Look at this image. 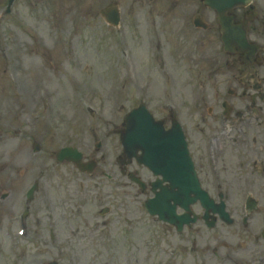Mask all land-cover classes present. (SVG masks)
I'll list each match as a JSON object with an SVG mask.
<instances>
[{"label": "rangeland", "instance_id": "1", "mask_svg": "<svg viewBox=\"0 0 264 264\" xmlns=\"http://www.w3.org/2000/svg\"><path fill=\"white\" fill-rule=\"evenodd\" d=\"M39 79H41V78H37V81L39 80ZM36 81V79H34L32 82H35ZM48 80H46V82H47ZM49 83V82H48ZM53 85H62L63 87L61 88V92H65V98H63L61 95H60V97H59V99H57L56 98V102H58V104H57V106H58V109L59 110H61L62 112H63V114L64 115H66V113H67V109H68V103H70V98H71V96H70V91H69V89H68V87L66 86V84L64 83V82H62L61 84H56V83H52L51 84V86L53 87ZM82 99H85V97L84 98H82ZM82 99H80V100H82ZM92 98H90L89 100H91ZM59 100V101H58ZM18 106H19V103L18 102H15V101H9V102H6L5 104H4V109H6L7 111H16L17 110V108H18ZM0 110H1V106H0ZM81 114H79V112H78V116H80ZM15 116H18L17 115V113H15ZM15 116H14V119H15ZM77 116V117H78ZM11 116H10V114L8 115V121L7 122H9V124H10V126L11 127H15V125L11 122V120L9 119ZM50 120H52L51 119V117L49 116V118H48V116L44 119V123L46 124V123H48V122H50V123H52ZM76 127H77V130L79 131L78 132V140L79 139H81V138H83V132L85 131V128H86V124L85 123H77V125H76ZM71 134H72V132L71 131H69V133H68V137L69 136H71ZM15 156H17V155H15ZM66 178H68V179H70L71 181L70 182H72V181H74L72 178H71V176H67ZM75 182V181H74ZM73 188L72 189H74V188H77V185H71ZM65 191H62V193H61V195L63 196V193H64ZM84 194H87V193H85L84 192ZM38 198H40L39 196H38ZM61 198V197H60ZM59 198V199H60ZM60 214H61V217H62V219L64 220L66 217H67V214H65V209H64V205H62V207H61V210H60ZM8 224H11L12 225V223H8ZM63 235H66V233H62L61 234V236H63ZM67 236V235H66ZM40 237H43V234L42 233H40ZM8 239H9V237H8ZM5 245H7V240L5 239V242H4V246ZM90 252V255H92V253H91V251H89ZM33 253H34V251L31 249V251H30V257L29 258H27V262H30V261H32L33 259H34V257H33Z\"/></svg>", "mask_w": 264, "mask_h": 264}]
</instances>
